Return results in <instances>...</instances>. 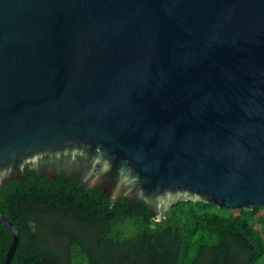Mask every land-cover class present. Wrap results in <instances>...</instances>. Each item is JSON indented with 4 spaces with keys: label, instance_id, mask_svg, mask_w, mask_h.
Masks as SVG:
<instances>
[{
    "label": "water",
    "instance_id": "obj_1",
    "mask_svg": "<svg viewBox=\"0 0 264 264\" xmlns=\"http://www.w3.org/2000/svg\"><path fill=\"white\" fill-rule=\"evenodd\" d=\"M30 170L159 222L264 207V0H0V193Z\"/></svg>",
    "mask_w": 264,
    "mask_h": 264
},
{
    "label": "trees",
    "instance_id": "obj_2",
    "mask_svg": "<svg viewBox=\"0 0 264 264\" xmlns=\"http://www.w3.org/2000/svg\"><path fill=\"white\" fill-rule=\"evenodd\" d=\"M0 211L20 232L11 264H264V207L180 202L157 221L142 201L110 200L68 172L7 182ZM13 234L0 224V264Z\"/></svg>",
    "mask_w": 264,
    "mask_h": 264
}]
</instances>
